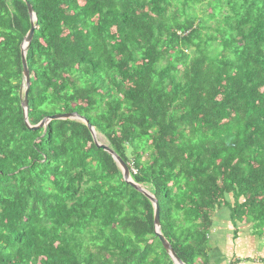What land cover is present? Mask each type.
Segmentation results:
<instances>
[{
  "label": "trees",
  "instance_id": "1",
  "mask_svg": "<svg viewBox=\"0 0 264 264\" xmlns=\"http://www.w3.org/2000/svg\"><path fill=\"white\" fill-rule=\"evenodd\" d=\"M71 114L182 264L222 208L264 246V0H0V264H173L82 122L28 129Z\"/></svg>",
  "mask_w": 264,
  "mask_h": 264
},
{
  "label": "water",
  "instance_id": "2",
  "mask_svg": "<svg viewBox=\"0 0 264 264\" xmlns=\"http://www.w3.org/2000/svg\"><path fill=\"white\" fill-rule=\"evenodd\" d=\"M22 1L25 2L26 0H22ZM25 4H26L27 13L29 16L30 28H29L26 36L24 37V39L22 41V44L20 47V55H21L22 82H23V86H24V94H23L24 98H23V102H22V108H23V112H24V122L26 123L27 105H26L25 96H26L27 89L29 86V76H28V70L26 67L24 54H25L26 50L28 49V46L30 45L32 35H33L35 28H36V24L34 22L35 16L32 13L30 5L28 3H25ZM74 119L79 120L80 122H82L86 126V128L88 129V131L91 134L93 144L95 145V147L101 149L103 152L108 154L113 159V161L116 163L117 167L121 171L123 182L126 185H128L129 187H131L133 190H135L136 192L142 194L151 203V206L153 208V228H154L155 238L159 241L161 248L163 249L165 254L169 257V259L173 262V264H182V262L177 258L176 254L173 252L170 244L165 240V238L161 235V233L159 231V211H158V204H157L156 199L153 196H151L149 193L144 191V189H142L139 185H136L130 179L129 170H128L127 166L107 146L98 142L93 128L90 125H88V123L83 118L78 117L75 114L55 115V116H51V117L43 119L35 127H29V128L27 127V128L30 130L43 129L51 121L74 120Z\"/></svg>",
  "mask_w": 264,
  "mask_h": 264
},
{
  "label": "rangeland",
  "instance_id": "3",
  "mask_svg": "<svg viewBox=\"0 0 264 264\" xmlns=\"http://www.w3.org/2000/svg\"><path fill=\"white\" fill-rule=\"evenodd\" d=\"M208 13H210V11H208ZM98 139H99L98 141L100 143L102 142V144H105V141L103 140V138L98 136ZM214 216L216 217V219L217 218L219 219V221H216V226H218L219 228H222L224 230L225 239H229V240L232 239L233 238L232 232L234 231V228L231 227L229 224V215H228L227 211L224 208H222L221 210L216 211ZM245 228L247 229V227H245ZM214 229L217 231V233L215 234L212 230L213 236L216 235L213 238L217 239L219 236L218 233L221 231L217 230L216 228H214ZM251 233L252 232H250V234ZM232 241H233V239H232ZM239 242L242 243V247L238 250H233L234 252L235 251L238 252V254L236 253V255H238V258L236 257L237 258L236 260H239V261L243 260V259H239V257H241V256L248 258L247 259L248 261L251 257L255 258L254 260H257L256 257L259 256L257 254V252L261 251V248H264V246L261 244V242H259L257 240L256 237L252 238L250 235L247 234V231L245 229H242V228L238 229V231L236 232V236L234 237V241H233V243L236 247L239 245ZM224 247H225V245H224ZM234 252L231 251V253H228L229 255H227L226 257H228L232 254V256L230 257V259H232L233 255L235 254ZM233 263L236 264L234 261H233ZM244 263L241 262L239 264H244ZM263 264H264V262H263Z\"/></svg>",
  "mask_w": 264,
  "mask_h": 264
},
{
  "label": "crops",
  "instance_id": "4",
  "mask_svg": "<svg viewBox=\"0 0 264 264\" xmlns=\"http://www.w3.org/2000/svg\"><path fill=\"white\" fill-rule=\"evenodd\" d=\"M216 221H219V219L214 216L213 219V226H212V230L213 232L216 234L217 231L214 229L216 228L217 230L221 231L218 233V238H213L215 236H213V232H211V237H210V242H209V246H210V250L211 252L209 253V264H228V262L230 261H234L236 264L239 263H244V264H261L260 260L264 259V248H261V251H258L257 254L259 255L258 257H256L257 260H254L255 258H250L249 261L247 260L248 258L246 257H239V259H243L242 261L236 260L238 258V255H236V253L238 254V252H234L233 250H238L242 247V243L239 242V245L236 247L233 243L234 241V234L232 232L233 235V241L232 239H225V234H224V230L222 228H219L218 226H216ZM214 227V228H213ZM247 231V234H249V230L245 229ZM237 238V237H236ZM253 238V237H252ZM239 240V239H238ZM225 245V247H224ZM241 245V246H240ZM234 252L233 254V258L230 259V257L232 256V254L228 257H226L227 255H229L228 253ZM236 255V256H235ZM237 257V258H236ZM247 261V262H246ZM251 262V263H250Z\"/></svg>",
  "mask_w": 264,
  "mask_h": 264
},
{
  "label": "clouds",
  "instance_id": "5",
  "mask_svg": "<svg viewBox=\"0 0 264 264\" xmlns=\"http://www.w3.org/2000/svg\"><path fill=\"white\" fill-rule=\"evenodd\" d=\"M95 136H96V138H97V140H99L98 139V136L95 134ZM99 142V141H98ZM102 143V142H101ZM131 173H133V170H131ZM131 179V178H130ZM137 185V184H136ZM141 187V186H140ZM142 188V187H141ZM142 189H144V188H142ZM145 191V190H144Z\"/></svg>",
  "mask_w": 264,
  "mask_h": 264
},
{
  "label": "built area",
  "instance_id": "6",
  "mask_svg": "<svg viewBox=\"0 0 264 264\" xmlns=\"http://www.w3.org/2000/svg\"><path fill=\"white\" fill-rule=\"evenodd\" d=\"M134 173V172H133Z\"/></svg>",
  "mask_w": 264,
  "mask_h": 264
}]
</instances>
